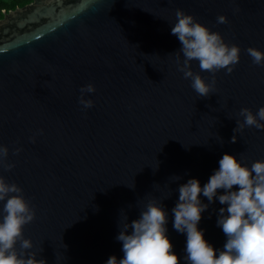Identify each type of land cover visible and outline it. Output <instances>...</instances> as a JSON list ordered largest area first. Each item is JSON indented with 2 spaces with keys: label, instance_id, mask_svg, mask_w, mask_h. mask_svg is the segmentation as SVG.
Returning <instances> with one entry per match:
<instances>
[{
  "label": "water",
  "instance_id": "1",
  "mask_svg": "<svg viewBox=\"0 0 264 264\" xmlns=\"http://www.w3.org/2000/svg\"><path fill=\"white\" fill-rule=\"evenodd\" d=\"M177 9L241 49L231 74H215L208 97H199L178 71L174 54L182 45L171 34ZM220 15L229 23L217 24ZM249 47L264 51V0H32L4 11L0 145L10 149L15 167L0 175L21 186L36 209L24 235L33 250L43 249L38 260L122 259L119 224L125 214L129 223L138 219L156 197L186 264V234L174 230L171 211L178 187L192 178L203 187L226 153L248 166L264 160V130L234 132L242 108L255 114L264 107V66L253 63ZM192 69L211 83L197 61ZM90 83L96 92L86 98L95 106L84 110L80 89ZM16 148L23 149L19 155ZM221 207L217 199L198 225L218 250L226 241L217 226Z\"/></svg>",
  "mask_w": 264,
  "mask_h": 264
},
{
  "label": "clouds",
  "instance_id": "2",
  "mask_svg": "<svg viewBox=\"0 0 264 264\" xmlns=\"http://www.w3.org/2000/svg\"><path fill=\"white\" fill-rule=\"evenodd\" d=\"M175 18L171 34L182 45L174 54L178 71L185 79L191 80V87L199 97H208L216 90L215 74L224 69L231 74L240 62L241 49L236 44L227 43L220 32L212 31L182 9L176 10ZM227 23V16L217 17V24ZM246 51L255 65L264 66V51L254 47ZM193 61L198 62L201 72L212 74L211 83L193 71ZM95 92L94 84L81 87L79 103L84 110L95 106L94 100L86 98L87 94ZM238 115L242 119L237 120L235 133L251 127L264 130V107L255 114L245 107ZM42 133L40 130L37 135ZM30 139L35 143L36 136ZM220 140L223 142L222 138ZM230 142L236 143L237 136L234 135ZM22 150L16 148L15 154L19 155ZM9 154L10 149L0 145V169L11 171L15 167L14 163L8 162ZM173 178L174 181L181 179L180 176ZM129 187L134 188L135 184ZM220 190L223 194H218ZM177 191L178 201L171 210L173 228L186 234V255L183 258L186 264H264V160H256L248 166L226 153L219 160L218 170L203 187L198 179L192 178L181 184ZM23 193L21 186L0 175V264H47L46 260L37 259L43 249L39 252L33 250L36 247L33 240L25 238V226L36 219L37 213ZM201 194L209 203L202 202ZM171 195L169 187L166 199ZM217 199L225 206L218 210L217 226L226 237L219 250L204 238V231L198 227L202 214ZM167 224L168 212L156 197L147 200L138 219L129 223L125 214L116 237L122 243L123 258L117 259L113 255L106 264H180L167 235Z\"/></svg>",
  "mask_w": 264,
  "mask_h": 264
},
{
  "label": "trees",
  "instance_id": "3",
  "mask_svg": "<svg viewBox=\"0 0 264 264\" xmlns=\"http://www.w3.org/2000/svg\"><path fill=\"white\" fill-rule=\"evenodd\" d=\"M32 0H12L10 5L0 1V13L4 10H15L17 7H23L29 4Z\"/></svg>",
  "mask_w": 264,
  "mask_h": 264
},
{
  "label": "rangeland",
  "instance_id": "4",
  "mask_svg": "<svg viewBox=\"0 0 264 264\" xmlns=\"http://www.w3.org/2000/svg\"><path fill=\"white\" fill-rule=\"evenodd\" d=\"M0 1L4 2L7 5H10L12 3V0H0ZM4 11L9 12L11 10H4ZM4 11L0 13V20L4 18Z\"/></svg>",
  "mask_w": 264,
  "mask_h": 264
}]
</instances>
